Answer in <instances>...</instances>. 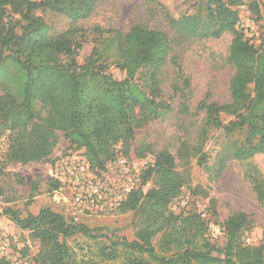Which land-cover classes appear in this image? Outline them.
Returning <instances> with one entry per match:
<instances>
[{
  "label": "trees",
  "instance_id": "16d2710c",
  "mask_svg": "<svg viewBox=\"0 0 264 264\" xmlns=\"http://www.w3.org/2000/svg\"><path fill=\"white\" fill-rule=\"evenodd\" d=\"M99 1L0 0V135L9 131L5 162H49L62 134L68 143L64 154L82 150L93 170L105 172L117 158V145L130 147L136 129L169 112L160 88V75L169 63L183 77L184 86L175 85L174 90L181 94L183 112H189L190 80L179 57L172 55L174 47L231 32L230 100L199 103L204 118L198 143L191 149L183 143L179 152L190 151L187 154L197 156L203 167L215 160L219 173L229 160L245 162V177L264 208V174L252 162L256 155H264V30L256 46L238 29L242 0H207L194 14L167 15L172 37L141 24L127 32L97 26L92 51L80 64L78 52L86 36L77 23L92 17ZM252 7L259 9L257 3ZM39 10L65 15L72 21L71 28L51 36L48 23L36 14ZM111 64L124 73L123 78L109 71ZM141 72L146 73L147 87L137 78ZM221 114L231 119L224 122ZM240 133L243 140L237 138ZM145 150L154 153L149 147L138 148L137 156L145 157ZM149 180L152 186L145 191ZM189 182L170 151L158 152L154 165L143 171L138 187L122 204L123 211L138 217L135 239L118 238L102 248V256L115 260L123 255L125 264H264V238L258 246L240 242L253 223L246 212H236L219 223L214 201L213 209H207L208 220L197 211L184 216L170 210ZM53 183L52 191L59 186L54 179ZM3 216L15 225L14 231L2 229L14 250L24 256L28 252L27 243L22 239L20 243L19 230L39 242L33 257L38 264H78L67 239L93 234L83 223L50 206L26 216L7 208L0 210V219ZM209 221L223 227L222 247L209 236ZM158 235L162 254L153 243ZM0 264L10 263L0 258Z\"/></svg>",
  "mask_w": 264,
  "mask_h": 264
},
{
  "label": "rangeland",
  "instance_id": "374dc122",
  "mask_svg": "<svg viewBox=\"0 0 264 264\" xmlns=\"http://www.w3.org/2000/svg\"><path fill=\"white\" fill-rule=\"evenodd\" d=\"M207 0H100L92 17L80 21L77 26L84 29L86 40L82 41L77 60L83 64L94 46L95 37L93 29H119L127 32L133 25L141 24L153 29H159L169 36L173 31L167 20V15L179 18L183 15L194 14L201 3ZM257 3L256 10L252 4ZM240 21L238 29L245 34L251 43L259 45L264 30V0H242L238 7ZM48 23L51 36H57L72 26V21L65 15L51 10L37 11ZM233 33L226 32L220 38L197 40L188 46L174 47L172 55L179 57L183 67V74L190 80L189 112L182 109L181 94L175 92L174 86L183 87V77L179 70L171 63L166 65L160 75V88L162 99L166 101L170 110L160 119L151 121L136 129L135 139L128 148L120 144L116 146L117 158L125 157L131 170L138 173V184L143 171V157H138V148H152L154 153H147L156 157L163 150L170 151L176 158L178 170L187 174L190 182L182 189L170 210L176 215H187L191 212H200L201 209L213 208L214 215L219 223L232 214L243 211L253 219L252 227L242 233L240 242L244 245L258 246L264 238V208L260 206L250 182L245 177L247 164L236 159L229 160L221 173L217 170L215 160L210 162V167L200 166L197 156H189L186 152H179L185 144L191 149L198 143V134L203 124L204 113L198 109L201 101L224 103L230 100V79L234 69L228 63V54L233 39ZM109 71L118 79L124 73L111 64ZM143 87H147L146 73L137 75ZM221 119L228 122L231 117L221 114ZM213 133V129L211 130ZM239 140L244 139V133L237 135ZM9 131L0 135V210L12 208L21 216L29 213L37 214L42 207L50 206L59 212L51 203L53 187L52 169L55 166V157L67 150L68 143L60 134V141L49 162L30 163L27 165L7 164L5 151L8 147ZM108 165L106 176L112 180L119 179V168L116 160ZM252 162L264 174V155H256ZM152 186V180L144 186L146 191ZM196 189V190H195ZM60 213V212H59ZM212 213V212H211ZM215 219L214 217H212ZM138 217L133 211H123L122 205L112 211L97 214L81 219V223L93 231L90 236L81 233L68 238L67 243L73 251L78 264H125L123 255L115 260L102 256V248L111 246L118 238L128 241L135 239L136 223ZM14 223L8 216L0 219V238H8L3 228L14 231ZM20 243H27L26 257L33 259L39 250V242L32 238L28 232L18 231ZM158 235L153 239L158 253L160 249ZM225 236L217 242V247L225 244ZM120 252V251H119ZM171 253V252H170ZM216 255L217 253L214 252Z\"/></svg>",
  "mask_w": 264,
  "mask_h": 264
},
{
  "label": "built area",
  "instance_id": "2783aa9c",
  "mask_svg": "<svg viewBox=\"0 0 264 264\" xmlns=\"http://www.w3.org/2000/svg\"><path fill=\"white\" fill-rule=\"evenodd\" d=\"M55 160L52 178L59 186L50 194L51 203L74 222L120 207L139 185L137 171L131 170L128 160L122 156L115 162L120 172L119 179L122 178L119 182L103 171L93 170L82 150L58 154ZM141 163L147 169L154 165L155 157L146 155ZM200 213L202 218L209 219L207 209H201ZM208 234L213 241H218L225 232L220 224L209 221ZM0 258L10 264H38L14 250L8 238H0Z\"/></svg>",
  "mask_w": 264,
  "mask_h": 264
},
{
  "label": "crops",
  "instance_id": "0c3cea01",
  "mask_svg": "<svg viewBox=\"0 0 264 264\" xmlns=\"http://www.w3.org/2000/svg\"><path fill=\"white\" fill-rule=\"evenodd\" d=\"M38 214V213H37ZM36 215V214H35Z\"/></svg>",
  "mask_w": 264,
  "mask_h": 264
}]
</instances>
